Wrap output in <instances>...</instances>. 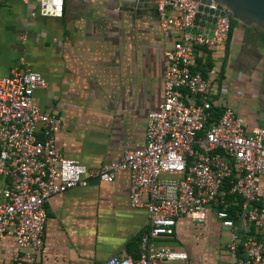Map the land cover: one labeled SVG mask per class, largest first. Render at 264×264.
Here are the masks:
<instances>
[{"label": "crops", "instance_id": "0c3cea01", "mask_svg": "<svg viewBox=\"0 0 264 264\" xmlns=\"http://www.w3.org/2000/svg\"><path fill=\"white\" fill-rule=\"evenodd\" d=\"M173 38L160 30L151 7L130 10L119 0H64L61 16H42L37 2L3 0L0 78L12 70H32L44 78L47 89L34 93V103L60 118L56 145L62 155L91 173L145 145L146 116L162 101V55ZM194 53L197 68L215 71L212 119L230 109L243 121L245 133L264 129V34L235 23L224 42L196 47ZM87 181L85 188L48 200L41 264L137 257L136 239L147 230L148 218L129 206L128 174L117 173L111 183L93 176ZM237 201L207 208L203 222L178 219L173 234L155 243L185 253L187 260L162 264H233L217 213L229 217ZM257 206L264 207V176ZM232 221L239 238L264 243V229L249 224L242 230L239 218ZM13 250L8 237L0 260L8 261Z\"/></svg>", "mask_w": 264, "mask_h": 264}, {"label": "built area", "instance_id": "2783aa9c", "mask_svg": "<svg viewBox=\"0 0 264 264\" xmlns=\"http://www.w3.org/2000/svg\"><path fill=\"white\" fill-rule=\"evenodd\" d=\"M155 4L158 27L174 35L171 49L162 55V101L146 116L145 145L125 152L118 163L90 173L66 159L56 145L60 118L43 112L33 100L36 91L47 89L44 78L32 70H12L0 78V253L8 237L14 242L9 260L0 264H41L48 200L87 187V177L111 183L122 172L129 176V206L146 212L148 228L140 236L136 258L113 256L96 264L186 261L185 253L155 241L171 236L183 217L203 222L207 208L230 197L240 201L242 230L249 224L264 229V207L257 206L264 176V129L245 133L243 121L230 109L213 120L209 97L215 71L195 70L194 49L224 42L228 20L217 17L210 39L203 29L186 32L193 27L198 3L155 0ZM206 8L215 11L216 5ZM217 217L228 235L226 247L233 264H264V243L239 238L225 212Z\"/></svg>", "mask_w": 264, "mask_h": 264}, {"label": "water", "instance_id": "95a60500", "mask_svg": "<svg viewBox=\"0 0 264 264\" xmlns=\"http://www.w3.org/2000/svg\"><path fill=\"white\" fill-rule=\"evenodd\" d=\"M42 16H61L60 5L64 0H37ZM83 2L85 0H75ZM130 10L149 8L156 10L155 0H119ZM200 6L195 14L193 27L186 30L195 34L198 29L204 30L208 38H212L217 17H226L228 20V34L232 25L238 23L244 27H255L264 34V0H188ZM215 3L216 10L211 11L206 7Z\"/></svg>", "mask_w": 264, "mask_h": 264}, {"label": "trees", "instance_id": "16d2710c", "mask_svg": "<svg viewBox=\"0 0 264 264\" xmlns=\"http://www.w3.org/2000/svg\"><path fill=\"white\" fill-rule=\"evenodd\" d=\"M234 24H235V22H234ZM199 64H200L199 60H196V65L199 66ZM195 70L196 71H201V72H206V71L200 70L199 68H197V66H196ZM230 199H232V197L226 198L225 200L228 201ZM228 214H229V218L230 219L235 220V221L238 220L239 214H240V201H237V205H235L234 208H230L228 210ZM140 236H138L137 239H136L137 243H139Z\"/></svg>", "mask_w": 264, "mask_h": 264}, {"label": "rangeland", "instance_id": "374dc122", "mask_svg": "<svg viewBox=\"0 0 264 264\" xmlns=\"http://www.w3.org/2000/svg\"><path fill=\"white\" fill-rule=\"evenodd\" d=\"M162 178H170V176H168V175H163V176H161Z\"/></svg>", "mask_w": 264, "mask_h": 264}]
</instances>
